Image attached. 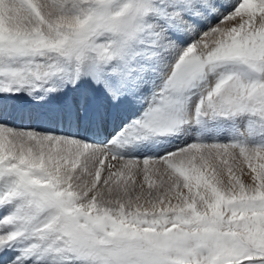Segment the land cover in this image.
Instances as JSON below:
<instances>
[{
	"label": "snow or ice",
	"instance_id": "6c2138e0",
	"mask_svg": "<svg viewBox=\"0 0 264 264\" xmlns=\"http://www.w3.org/2000/svg\"><path fill=\"white\" fill-rule=\"evenodd\" d=\"M0 264H264V0H0Z\"/></svg>",
	"mask_w": 264,
	"mask_h": 264
}]
</instances>
